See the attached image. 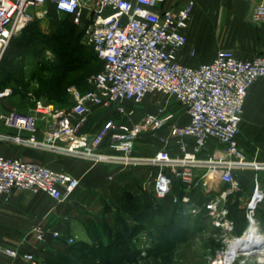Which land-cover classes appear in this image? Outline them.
<instances>
[{"label":"built area","instance_id":"1","mask_svg":"<svg viewBox=\"0 0 264 264\" xmlns=\"http://www.w3.org/2000/svg\"><path fill=\"white\" fill-rule=\"evenodd\" d=\"M167 1L0 0V54L17 26L22 29L42 15L33 14V9L52 3L58 13L71 16L76 25L84 27L85 44L92 47L103 63L89 91L80 94L74 88L67 90L74 100L70 109H56L35 101L29 111L0 113V123L15 131L14 136L0 134V141L9 140L92 163L155 167L153 189L159 199L170 194L174 179L187 186L198 181L205 184L215 180L227 184L232 191L237 190L239 186L234 171L247 165L258 168V165L242 159L237 135L248 90L264 77V55L240 60L222 51L209 62L197 65L179 63L177 52L186 44L183 32L188 27L195 2L180 0L166 6ZM248 16L256 24L264 22V3L254 4ZM191 55H194L193 51ZM152 93L161 96L155 102L154 111L133 122L134 111L131 108L126 110L124 102L139 104ZM13 95L11 87L0 89V100ZM116 100L119 102L115 103ZM172 101L187 116L186 123L179 124L177 114L174 117L166 115ZM92 106H112L127 121L123 124L106 121L97 133L80 135L78 127ZM170 118L172 121L169 122ZM40 119L50 124L41 140L37 138ZM163 129L166 133L158 136L161 147L155 154L133 155L135 139L140 133H156ZM107 136L109 153H101L98 148ZM210 140L222 146L220 156L201 157ZM170 146H173V154ZM78 185L79 180L70 174L18 157L0 155V195H8L13 190L41 192L56 202H62ZM262 199L263 194L254 182L252 195L244 208L249 227L255 222L256 208ZM177 201L174 196L173 202ZM180 201L187 203L189 198L182 197ZM221 201L214 198L205 204V209L214 217L215 227L230 232L232 222L223 220L226 209L217 212ZM58 236V232L52 233V237ZM36 238L43 241L41 230L37 231ZM238 238L233 243L221 241L222 244L208 257L207 264H234L239 251ZM4 252L11 257L18 256L13 249L5 248ZM22 259L37 264L31 253L22 255Z\"/></svg>","mask_w":264,"mask_h":264},{"label":"crops","instance_id":"2","mask_svg":"<svg viewBox=\"0 0 264 264\" xmlns=\"http://www.w3.org/2000/svg\"><path fill=\"white\" fill-rule=\"evenodd\" d=\"M175 1L177 0H168L166 6L172 5ZM205 1L207 0H194L196 8L198 7V10L202 8ZM261 3H264V0H231L226 7L224 5L211 6L212 12H209V15L210 13L214 14L215 18L210 15L214 19L210 17L209 26L205 24V27H201L193 21L191 24L188 23L187 29L183 32L187 41L177 52V61L183 65H197L201 62L211 61L222 51L228 52L240 60H252L256 56L264 55V22L256 24L249 20L248 16L251 4ZM192 51L194 52L193 56L191 55ZM123 105L126 110L130 108V102L126 101ZM8 111L20 110L14 106L10 98L0 100V113ZM176 114L179 124L187 122V116L183 114L181 108ZM115 116H117V112L112 106H92L84 122L79 125L78 132L80 135L95 134L106 121L116 122L113 118ZM74 122L76 121L74 120ZM49 127L50 124L45 120H39L37 131L39 140L44 138ZM0 134L14 136L15 131L0 123ZM156 134L146 133V138H139L151 140L150 145L145 146L149 152L142 156H152L160 149L161 144L158 140L160 135ZM108 140L109 136L98 148L101 153H109ZM136 142L133 149L136 145H143L139 141ZM237 145L241 157L246 163L258 165L257 169L252 165H247L244 169L234 171V179L239 186L237 190L232 191L227 184L215 180L207 181L205 184L198 181L188 190L189 208L190 211L193 209V214L202 210L204 205L214 198L222 200L217 206V212L222 208L226 209L227 213L223 220L232 222L230 232L215 227L213 225L214 217L209 216L207 210L204 214V218L211 222L214 230L221 234L215 241L217 245H221V241L233 243L235 238L243 237L251 227L244 218V208L246 201L252 195L254 182L258 184L263 199L257 205L253 224L257 231L256 236L261 242L264 241V77L254 82L248 90L239 125ZM169 150L173 154V146H170ZM221 150L222 146L210 140L203 149L201 157L220 156ZM134 154L138 156L135 150ZM0 155L35 162L51 170L70 174L79 180L78 187L62 202H56L41 192L13 190L8 195H0V264H29L22 259V255L28 253L34 255L37 264H47L46 259L52 257L54 249L66 245L68 237L71 238L73 235L76 237L79 234L82 238L80 240L83 242L90 241L85 235L86 232L95 228L93 222H106L103 217L98 216H102V211L105 210L103 208L108 206V202L112 198L115 201L120 200L119 194L122 189L131 195L140 193V187L145 192L151 189L150 192L153 193L154 198L161 200L155 196L153 189L157 171L155 167L141 166L140 172L136 171L132 174L128 171L133 170L136 166L121 167L108 162L92 163L56 152L21 146L9 140L0 141ZM134 181L141 182H138L137 185ZM104 212V215L107 216V211ZM131 223L133 224L132 221ZM101 228L102 225L98 224L95 230L98 232ZM38 230L44 234L43 242L49 244L50 251L48 253H39L42 243L36 240ZM53 232H58L59 236L52 237ZM244 246L246 245L238 246L239 251L234 264H264V250L245 253L242 250L247 246ZM5 248L17 251L18 256H9L4 252ZM215 248L216 246L208 250L209 256Z\"/></svg>","mask_w":264,"mask_h":264},{"label":"rangeland","instance_id":"3","mask_svg":"<svg viewBox=\"0 0 264 264\" xmlns=\"http://www.w3.org/2000/svg\"><path fill=\"white\" fill-rule=\"evenodd\" d=\"M177 1L181 2L180 0ZM217 2V0H207L199 10L198 7L196 8V5H194L189 24L193 21V23L199 24L201 27L208 25L204 16L207 14V11L211 9V6H217ZM32 13L35 15H42L35 17L32 21L27 23L23 29L14 33L8 41L7 46L0 54V83L4 86L11 85L17 87V92L10 98V101L13 102L14 106L20 111L29 110L33 107L35 101L50 104L56 109H70L74 100L67 91L68 88L74 87L78 93L89 91L92 88L94 76L102 69L101 62L99 60L89 59L92 66L87 65L71 73L61 74V70L54 69L53 66L58 64V60L64 59L63 54L64 51H66L65 47L69 41L67 40L68 37L72 40V38L76 36L77 42L79 43L81 35L84 32V27L76 25L71 17L62 14L54 15L49 5L35 8L32 10ZM201 15L202 17H200ZM23 31L25 32L24 37H27V39L22 38L17 43L15 39L19 37ZM58 34L61 35L62 38L60 40H55L54 38ZM36 49L39 51L35 53L34 50ZM88 53L93 54L90 50H88ZM95 63L99 67H96ZM94 68H98V70L93 71ZM54 82H62L67 85L62 89H56L57 87H54ZM149 97L152 99L150 100ZM160 99L161 96L159 94L152 93L139 104L130 103V108L134 111L132 121L134 122L145 113L153 112L155 109V102ZM179 110L180 106L175 101H172L167 108L166 115L171 114L174 117ZM113 118L118 124H123L127 121V118L125 119L124 116L118 113L117 116ZM170 121H172L171 118L169 122ZM146 133L154 132L140 133L136 137L135 142L138 139L137 142L143 143L144 147L143 145H136L133 149L134 156H136L134 150L138 156H142V154L149 152L145 146L150 145L151 140L139 139L146 138ZM156 133V135H164L166 129ZM141 169V166H136L133 170H129L128 172L133 174L136 171L140 172ZM138 182H136L137 185ZM190 186L184 185L176 188V191L182 194L181 198L188 197ZM150 190L148 192H150ZM144 194L145 191L141 187L140 193L137 195H131L122 189L119 194L120 200L115 201V199L112 198V200L108 202V206L103 208L105 210L102 211V216H98L103 217L106 222H93L95 228L98 224L102 225V228L98 231L101 238L100 243L102 244L97 243L98 238H95L97 231L95 228H91L85 234L90 241L83 242L80 240L82 238H80L81 236L79 234L76 237L74 235L71 236L72 239L68 237L67 243H65L66 245L54 249L55 251H53V253L55 254L52 256V262H54V264H206L208 259L207 256L210 254H208V250L214 247L216 244L215 241L219 238V235H221L220 232L214 230L211 222L203 218V212L198 210L196 214H193V209L190 211V201L187 203L179 202V204L178 202L174 203L173 199L172 204L178 205V210L175 213L170 212L168 215H165L163 220L166 223L175 222V225L172 228L167 227L164 230L160 229L159 233V236H162L161 240H163L159 244L164 251L162 256L156 258L149 252L156 233V227H149L146 229L148 231L140 233L134 238L133 244L137 250L141 252L138 259H130L119 263L114 259H111L112 261L103 260L99 262L94 258V254H99V252L104 255L107 253L112 254V243L110 247H108V243L114 236V228L117 227L116 225L118 223L120 227H122L124 222H120V220L130 216L131 210L134 217L140 215ZM175 197L178 199L179 196ZM203 200L204 198L202 202ZM104 211H107V216L104 215ZM142 235H145L144 238H141L143 237ZM95 239L97 242H95ZM43 240H45V238ZM69 240H72V242L69 243ZM39 242L42 243L39 253H48L50 251L48 247L49 244L43 241ZM81 242L84 244L86 243L85 247L82 249L83 251L68 250L69 246H77V244ZM121 246L123 247L125 244L123 243ZM91 248H96L97 251L94 253L90 252ZM142 252L145 253L144 256H142ZM62 256L63 261L59 259Z\"/></svg>","mask_w":264,"mask_h":264},{"label":"trees","instance_id":"4","mask_svg":"<svg viewBox=\"0 0 264 264\" xmlns=\"http://www.w3.org/2000/svg\"><path fill=\"white\" fill-rule=\"evenodd\" d=\"M47 5L50 6V10L51 12L55 15V14H60L56 11L54 5L52 3H48ZM65 15V14H62ZM67 17H71L69 15H65ZM74 35V33H73ZM83 35L84 32L81 35L80 41L79 43L77 42V38L76 36H72L74 38H72V40L70 39V37H68L67 40L68 43L66 44V51H64V59L63 60H58V64L53 66L54 69H60V73L62 74H67V73H71L74 70L80 69L81 67H86L87 65L92 66V63L90 60H99L96 56V54L94 53L93 49L91 46L85 44L83 42ZM25 36V32L23 31L19 37H17L15 39V41L18 43V41L22 38L27 39V37ZM62 38L61 35H56L55 36V40H60ZM17 47V45H16ZM88 50L91 51L90 54L88 53ZM35 53L38 52L39 50H34ZM90 59V60H89ZM100 61V60H99ZM101 62V61H100ZM102 65L103 68V63H100ZM96 67H99L96 63H95ZM97 71L98 68H94L93 71ZM102 70V69H101ZM100 70V71H101ZM99 71V72H100ZM66 83H62V82H54V87L56 89H62L64 86H66ZM5 87H11L14 91V95L17 92V87L16 86H11V85H2L0 83V89L5 88ZM13 95V96H14ZM12 96V97H13ZM31 109V108H30ZM20 112H24V111H20ZM178 186H184V184H182L179 180H173V185H172V190L170 192L169 195H167L165 198L161 199V200H157L154 198L153 193L151 192H145L144 197H143V202H142V209L140 210V215L141 217H134L132 215V210L130 211V214L128 212V214L130 216L120 220V222H124V224L122 225V227H120L119 223L116 225L117 227L114 228V236L112 237V240L110 239L109 241V246L112 243V254L107 253L106 255L101 254L99 252V254H94V258H96L97 261H103V260H111L114 259L116 262L122 263L123 261H128L130 259H138L139 255L141 254L140 251L137 250V248L134 246V238H136L140 233H144L148 230H146L147 228L151 227V228H155L156 233L154 236V240H153V244L151 245V249H150V253H152V255H154L156 258L162 256V253L164 252L163 249H161V247L159 246V244L163 241L162 236H159L160 233V229H165L167 227L172 228L175 225V222H169L166 223L164 222V217L165 215H168L170 212L175 213L178 210V205L172 204V199L174 196H179L178 197V203H181V193L176 191V188ZM189 198V196H188ZM190 201V198H189ZM176 203V202H175ZM179 203V204H180ZM201 212H203V214H205L206 209H205V205L203 207L202 210H200ZM127 215V214H126ZM204 218V216H203ZM246 220V219H245ZM131 221L133 222V224L131 223ZM120 227V229H119ZM148 234V233H147ZM150 235V234H149ZM111 236V233H110ZM95 238H98V242L95 239V242H97L98 244H102L100 243V235L97 232V235ZM136 242V241H135ZM123 243L125 244V246H121L123 245ZM86 243H79L77 244V246H69L68 250L69 251H83V247H85ZM114 245V247H113ZM214 246H216V248H218L220 245L215 244ZM67 250V251H68ZM97 249L96 248H91L90 252H96ZM68 253V252H66ZM55 254V253H54ZM54 254H52L51 256H53ZM63 255V254H62ZM141 257V256H140ZM53 257H49L48 259H46L47 264H54V262H52ZM61 261H63V256L61 258H59ZM65 259V258H64ZM112 261V260H111ZM57 264V263H56Z\"/></svg>","mask_w":264,"mask_h":264},{"label":"bare ground","instance_id":"5","mask_svg":"<svg viewBox=\"0 0 264 264\" xmlns=\"http://www.w3.org/2000/svg\"><path fill=\"white\" fill-rule=\"evenodd\" d=\"M218 2V4H217V6H220V5H224V7H226L228 4H229V2H231V0H229V2H228V0H217ZM215 3H216V1H215ZM232 3H233V1H232ZM214 6H216V5H214ZM232 6V5H231ZM213 7V6H212ZM212 7H211V9H209L208 11H207V14L204 16V18H206L205 20H207V22H208V26H209V20H210V17L212 16H214V14L213 15H211V13H210V15H209V12H212ZM214 8H216L217 9V7H214ZM228 8H230V6H228ZM232 9V8H231ZM211 10V11H210ZM214 11V10H213ZM216 11V10H215ZM225 12V11H224ZM201 13V12H200ZM216 14V13H215ZM218 14V13H217ZM230 14V13H229ZM225 15V14H224ZM200 17H202V15L200 16ZM211 17V18H212ZM221 17V16H220ZM214 18H215V16H214ZM214 18H212V19H214ZM224 18H225V16H224ZM203 19V18H202ZM213 21V20H212ZM218 21V20H217ZM223 21V20H222ZM221 21V22H222ZM205 22V21H204ZM215 23V22H214ZM212 28V27H211ZM20 30V27L19 26H17L16 28H15V30H14V33H16V32H18ZM254 222H251V227L246 231V233H244L245 235L243 236V237H240V238H238L237 239V243H238V245H237V247L239 246H243V245H246V244H248V243H259V242H261V240L256 236V230H255V226H254V224H253ZM258 235V234H257ZM241 239V240H240ZM244 247H246V246H244Z\"/></svg>","mask_w":264,"mask_h":264},{"label":"water","instance_id":"6","mask_svg":"<svg viewBox=\"0 0 264 264\" xmlns=\"http://www.w3.org/2000/svg\"><path fill=\"white\" fill-rule=\"evenodd\" d=\"M252 8H253V5L251 4V7H250V11H249V14L251 13L252 11ZM86 38L83 40L84 43H86ZM119 100H116L115 103H118ZM247 248L243 249L242 252H249V253H254L256 250H264V241L263 242H259V243H248L246 244Z\"/></svg>","mask_w":264,"mask_h":264}]
</instances>
